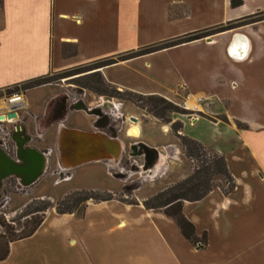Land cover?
<instances>
[{
  "label": "crops",
  "instance_id": "0c3cea01",
  "mask_svg": "<svg viewBox=\"0 0 264 264\" xmlns=\"http://www.w3.org/2000/svg\"><path fill=\"white\" fill-rule=\"evenodd\" d=\"M261 12L264 0H241L236 7L230 0H0V91ZM99 72L119 91L158 96L177 106L191 107L197 97L202 99L198 107L204 116L180 120L181 134L222 156L234 181L228 195L215 187L198 201L182 202V214L193 224L196 236L205 232L207 244L198 249L187 242L173 220L145 209L141 201L146 196H138L137 204L112 199L126 210L133 208L139 218L113 220L103 244L95 241L99 232H76L70 237L73 232L64 227L65 218H79L85 224L88 207L106 203L91 202L81 217L50 212L30 237L8 245L0 264H246L241 253L225 252L234 243L245 249L237 243L245 237L255 239L250 242L253 256L256 246L264 248V20L120 61ZM21 94L25 108L14 120L0 121V142L3 126L10 125L9 139L15 148V157L10 158L0 146V179L9 172L25 184L37 178L52 155L59 154L58 142L72 132L101 135L112 153L107 160L114 163L125 150V142L95 125L97 120H92L89 131L63 123L52 127L46 118L43 128L36 130V145L26 148L28 138L17 122L32 105L26 92ZM113 100L102 99L95 107L128 112L126 105ZM8 102L6 97L0 99V115ZM128 113L130 120H136L130 122L138 127L139 136L126 134L131 127L122 115L120 132L124 140L143 146L145 163L139 169L150 178L163 170L160 180L148 186L153 188L148 195L187 177L190 162L169 136V127L150 118H132L130 109ZM72 145L77 147L78 142ZM114 232L121 235L106 240ZM214 245H222L223 252L211 253ZM72 246L79 255L76 262L67 256Z\"/></svg>",
  "mask_w": 264,
  "mask_h": 264
},
{
  "label": "rangeland",
  "instance_id": "374dc122",
  "mask_svg": "<svg viewBox=\"0 0 264 264\" xmlns=\"http://www.w3.org/2000/svg\"><path fill=\"white\" fill-rule=\"evenodd\" d=\"M261 16H263L262 12L252 15L250 18H244L241 23L250 22L249 20L260 18ZM96 67V64L91 63L64 74H49L44 76L43 81H47L48 83L42 84L46 85V87L39 90H34V88L42 85L27 88L26 84L23 83L13 88L0 91V99L5 97L8 98L14 93L26 92L28 95L29 104L32 105V107H29L23 114H21L19 116V121L17 122L18 127L23 130V133L28 138L24 143L26 148L36 145V130L39 131L43 128L45 118L47 122L51 123L50 125L52 127H56L63 123L68 127L84 126L89 131H93L92 128L94 125H92V123L97 120L95 121V125L100 124L102 125L100 128L105 127V132L108 135L120 137V139L125 142L126 146L121 155H117L115 163L113 162V159L110 161L107 160L108 158H112L111 155L100 160H93V163L72 166L73 164H71L67 158L61 156L64 142V139H62L58 142L59 154L54 153L52 155L46 171L40 173L31 183H21L13 176L1 177L0 223L8 226V228L11 229V233L16 234L20 231L28 230L40 219L43 221L44 217L49 216L50 212L58 214L57 210H72L73 213L69 214L81 217L87 203L95 202L92 200L86 202L80 201V197L88 194L96 198L110 197L111 201H106L105 204L101 205L93 204L88 207L86 210L87 216L85 218V224L80 223L81 220L79 218H65L64 227H67L69 233L73 232L70 237L76 235V232H99L100 236L95 238V241L103 244V242H105L104 235L108 232L107 229L113 220H117L120 217L126 220L134 217L139 218V216L136 215L137 211L133 208L131 210H126L123 205L112 199H115L120 203L137 204L138 196H146V199L151 198L156 193H159L181 181L179 180L168 184L155 194L148 195V193L153 191V188L151 189L148 186L152 187L154 183L160 180L163 170L156 173L154 178H150L143 173V169H139V166H143V163H145V158L143 156L145 150L143 146L133 142V139L125 138L124 140V138H122L124 132H120L122 127V124L120 123L121 115L124 116L123 119H126V123L131 127V129L127 128V131L130 130V133L126 131V134L133 138L139 136V130L136 125H132L134 123L130 122L136 120L129 119V109L133 113V115H131L132 118L134 117L137 120H140L141 118H150L155 120L160 126L167 125L171 131L169 136L172 137L173 142L179 146L184 155L183 147L177 136L182 135L181 130L177 132L172 131L171 125L178 123L182 125L180 120H191L192 118L197 119L203 117L204 113H202L201 110L192 112L183 109L181 106L175 105L178 110L168 111L163 116V119H159L154 115L155 113L152 111V107L146 99L138 101L122 91H119L121 92V95L118 96L114 92V90L117 89L105 83L104 80L103 84L98 83L97 77L92 74L96 71ZM96 88L102 89L103 92L106 91V93H96ZM120 97L123 99H120ZM102 99H114L113 101L126 105L129 108L128 112L125 109H121L115 110V112L112 113L110 110H102L101 108L95 107V104ZM35 108L37 109L36 111H38V114L33 111ZM184 111L189 113H182ZM97 113L100 114V118L96 117ZM43 114L46 115L44 116ZM221 119L223 118L221 117ZM92 120L94 121L92 122ZM165 121H168V123H165ZM3 130L5 135L4 140L0 142L1 149L7 156L14 158V144H12L9 139V135L13 131V128L10 125L3 126ZM48 138H50L49 135L47 139ZM169 150L171 153L174 150V147H171ZM171 161L175 162L176 160L172 159ZM188 161L191 165V171L193 166H201L199 159L194 160L193 162L190 160ZM169 178H171V176H169ZM210 185L214 188L219 186L218 188L220 189H226L227 182L222 176L215 175L211 178ZM140 187H142L141 190H139ZM144 200H142L141 203ZM121 226L122 225H120V227ZM129 228L132 229L131 226ZM3 232L4 229L0 226V234ZM120 233L121 232L109 233L106 240H109L112 237L117 238V236L121 235ZM203 234H205V232L199 237L195 235L197 239L194 246H205L207 244V236L205 234L206 239L202 238ZM253 240L255 241V239ZM254 241L251 239L247 240V237H245L244 240H239V242H237L239 246H243L245 249L242 250L241 247H238L234 243L233 247L232 245L227 247L228 250L225 254L227 255L228 253H231L237 255L241 253V256L246 260V264H264L263 245L260 246V249L256 248V246L254 248V256L252 255L253 253L250 247H252ZM250 242L252 243L250 244ZM247 246L249 247L246 248ZM221 247L222 245L212 246L210 248L211 253H222L223 249L221 250ZM256 252H258L259 256ZM67 256L69 261L76 262L79 260V255L74 251L73 246L70 249L68 248ZM257 256L258 258H256ZM235 259L236 257L233 260Z\"/></svg>",
  "mask_w": 264,
  "mask_h": 264
},
{
  "label": "trees",
  "instance_id": "16d2710c",
  "mask_svg": "<svg viewBox=\"0 0 264 264\" xmlns=\"http://www.w3.org/2000/svg\"><path fill=\"white\" fill-rule=\"evenodd\" d=\"M230 4L232 7L239 6L241 4V0H230ZM262 14L263 16H261L260 18L251 19L249 20L250 22L241 23L243 22V19L236 20L234 22H228L225 25H221L215 28L206 29L203 31L194 32L192 34L182 36L171 42H164L158 45L147 46V47H144L134 52H128V53L122 54L116 58H107V59L97 61L94 63L97 65V67L95 68L96 71H94L92 74H94L97 77L98 83L103 84V78L99 72L100 68L102 67L115 64L117 62L124 61L130 58L136 57V56L153 53L155 51H159V50L169 48L175 45L203 39L205 37H209L216 33H221V32L236 29L243 25L259 22V21L264 20V12H262ZM247 18H250V16H248ZM79 67H75V68L63 71L61 73H58V74H64L66 72H70ZM46 83L48 82L43 81V77H42V78H37L35 80L26 82L24 84H26L28 88V87L38 86V85H42ZM96 89H97L95 90L97 91L96 93H102V94L106 93V91L103 92L102 89H99V88H96ZM114 92L118 96L121 95L120 94L121 92H119V90H114ZM122 92H125V94L129 95L131 98L136 99L138 101L146 99L148 103L151 105L152 107L151 109L155 113L154 115L159 119H163V116L168 111L178 110L177 106L173 105L172 103L158 96H142L139 94H135L133 92H128V91H122ZM120 99H123V98L120 97ZM182 113L186 114L189 112L184 111ZM165 123H168V121H165ZM181 128H182V125H180L179 123L175 125L174 124L171 125L172 131L177 132L181 130ZM177 136L183 147L185 157L191 162L199 159V161L201 162V166L200 167L193 166L191 174L189 176L175 183L173 186L168 187L165 190L160 191L159 193H156L151 198L144 200L142 202V205L145 209L160 211L166 217L173 220V222L179 229V232L182 235V237L187 242L194 245L197 239L195 236L194 226L182 214V211H181L182 202L183 201H190V202L198 201L202 199L203 197H205L214 188L210 185V180L215 175L222 176L227 182L226 189H221V191L225 195H228L229 193L233 191L234 181L226 168L225 161L222 156H220L219 154L215 152L206 151L205 148L198 141L192 138H189L185 135H177ZM79 199H81L80 201L82 202H86L88 200H92L95 202L111 200L110 197L96 198L88 194L83 195ZM57 213L65 214V213H73V211L72 210H69V211L57 210ZM41 222H42V219L37 221L30 229L26 231H20L19 233H16V234L11 233L10 232L11 229H9L8 226H6L3 223H0V226L4 229V232L0 234V261L4 260L7 257L8 245L10 243L30 237L34 233V231L37 229V227L40 225ZM202 238L206 239L205 234H203Z\"/></svg>",
  "mask_w": 264,
  "mask_h": 264
},
{
  "label": "bare ground",
  "instance_id": "6f19581e",
  "mask_svg": "<svg viewBox=\"0 0 264 264\" xmlns=\"http://www.w3.org/2000/svg\"><path fill=\"white\" fill-rule=\"evenodd\" d=\"M128 132L130 133V131ZM72 141L73 143L78 142V146L74 147ZM61 156L67 158L71 164H76L85 163V158L97 157L96 159L100 160L109 157L111 152L105 148L102 136L89 137L78 133H69L64 138Z\"/></svg>",
  "mask_w": 264,
  "mask_h": 264
},
{
  "label": "built area",
  "instance_id": "2783aa9c",
  "mask_svg": "<svg viewBox=\"0 0 264 264\" xmlns=\"http://www.w3.org/2000/svg\"><path fill=\"white\" fill-rule=\"evenodd\" d=\"M187 99V96H186ZM8 102V106L6 108V111L0 115V121L1 122H10L12 120H14V118H9L8 115L10 114H16L19 110L25 108V103L22 99V94L21 93H14L12 94L10 97L7 98ZM202 102V99L197 97L195 99V104L192 105L191 107L186 106L184 103L181 105V107L185 110H189V111H199L200 109H198V105Z\"/></svg>",
  "mask_w": 264,
  "mask_h": 264
},
{
  "label": "water",
  "instance_id": "95a60500",
  "mask_svg": "<svg viewBox=\"0 0 264 264\" xmlns=\"http://www.w3.org/2000/svg\"><path fill=\"white\" fill-rule=\"evenodd\" d=\"M8 117L9 118H15V114L13 113V114H10V115H8ZM0 118H2V117H0ZM72 133H79V132H72ZM82 135H88L89 137H94L95 135H96V133H92V132H84V133H81ZM85 160H86V162H88V161H93V160H99V159H96V158H85ZM79 164H82V163H76V164H73L72 166H76V165H79ZM17 168V167H16ZM18 171V170H17ZM10 175H12V173H4V177H6V176H10ZM35 179L33 178H31V179H28V183L27 184H29V183H31L32 181H34ZM202 246H197V248L198 249H200Z\"/></svg>",
  "mask_w": 264,
  "mask_h": 264
}]
</instances>
